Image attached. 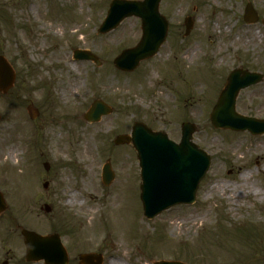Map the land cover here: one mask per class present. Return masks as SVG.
Listing matches in <instances>:
<instances>
[{"label": "rangeland", "instance_id": "1", "mask_svg": "<svg viewBox=\"0 0 264 264\" xmlns=\"http://www.w3.org/2000/svg\"><path fill=\"white\" fill-rule=\"evenodd\" d=\"M111 1L0 0V55L16 73L15 86L0 93V191L8 206L0 214V264H44L26 262L22 229L59 235L69 264L84 253L101 255L103 264H264V134L217 129L210 120L237 68L263 75L239 93L237 113L264 120V0H161L166 42L130 73L114 59L140 41L141 20L98 33ZM249 4L259 17L251 24ZM75 50L101 65L76 60ZM98 99L112 113L88 124L84 115ZM136 122L175 142L182 123L197 127L193 140L211 167L194 204L143 216L137 152L114 144ZM108 161L115 180L106 186ZM72 192L78 200L70 205Z\"/></svg>", "mask_w": 264, "mask_h": 264}, {"label": "water", "instance_id": "2", "mask_svg": "<svg viewBox=\"0 0 264 264\" xmlns=\"http://www.w3.org/2000/svg\"><path fill=\"white\" fill-rule=\"evenodd\" d=\"M161 0H112L108 15L99 32L108 33L116 29L125 19L138 17L142 21V38L139 44L124 50L114 64L122 71H134L141 61L155 56L166 40L169 23L160 13ZM247 23L258 21V15L251 5L245 11ZM186 35L190 33L193 22L186 19ZM78 59L92 60L98 66L100 61L90 52L76 51ZM15 71L0 56V92L7 93L15 84ZM263 81V75L243 69H235L229 75L218 102L212 110L210 119L215 128L234 131H249L252 135L264 134V120L246 117L236 111V99L240 91ZM32 119L39 112L28 108ZM112 109L104 102L97 100L84 115L89 123L101 120L111 113ZM197 127L191 123L182 125L180 143L170 140L162 131L155 132L143 123H135L131 135L118 136L116 145L132 144L137 151L141 168V201L144 216L154 219L162 212L179 204H193L201 180L207 174L211 158L193 141ZM49 169V166H46ZM115 175L108 162L103 168V182L110 185ZM47 188V184L45 185ZM7 206L0 193V213ZM49 211V208L47 207ZM27 247V260H44L46 264H68V255L59 236L43 237L34 232L22 231ZM82 264H102V257L95 254L80 256ZM95 261H97L95 263ZM155 264H183L181 262L160 261Z\"/></svg>", "mask_w": 264, "mask_h": 264}, {"label": "bare ground", "instance_id": "3", "mask_svg": "<svg viewBox=\"0 0 264 264\" xmlns=\"http://www.w3.org/2000/svg\"><path fill=\"white\" fill-rule=\"evenodd\" d=\"M35 6H38V1H36V3H32V5H31V10L35 13ZM39 29H43L42 27H40ZM151 77V76H150ZM18 150L17 149H13L12 151H10V156H13V157H15V158H17V156H18V152H17ZM0 157H1V154H0ZM249 174V173H248ZM245 175H247V173L246 174H244V176ZM262 192H261V190H259V189H256V191H255V194H261ZM70 199H69V201H68V203L70 204V205H73V204H75V202L78 200V195H77V193L76 192H72L71 194H70V197H69ZM95 202V204H97L98 202H97V200H95V198H92ZM119 200H120V198L118 197V196H114V197H112V203L115 205V207H116V205H117V203L119 202Z\"/></svg>", "mask_w": 264, "mask_h": 264}, {"label": "flooded vegetation", "instance_id": "4", "mask_svg": "<svg viewBox=\"0 0 264 264\" xmlns=\"http://www.w3.org/2000/svg\"><path fill=\"white\" fill-rule=\"evenodd\" d=\"M23 259V258H22ZM7 264H10L9 261L7 260ZM16 264H20V262L16 263Z\"/></svg>", "mask_w": 264, "mask_h": 264}]
</instances>
